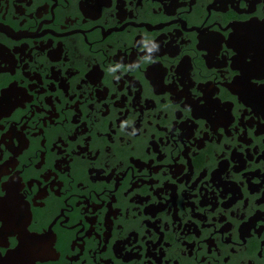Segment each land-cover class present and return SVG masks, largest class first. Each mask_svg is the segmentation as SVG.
<instances>
[{
  "label": "flooded vegetation",
  "instance_id": "af4514ba",
  "mask_svg": "<svg viewBox=\"0 0 264 264\" xmlns=\"http://www.w3.org/2000/svg\"><path fill=\"white\" fill-rule=\"evenodd\" d=\"M3 201L26 264H264V0H0Z\"/></svg>",
  "mask_w": 264,
  "mask_h": 264
},
{
  "label": "water",
  "instance_id": "95a60500",
  "mask_svg": "<svg viewBox=\"0 0 264 264\" xmlns=\"http://www.w3.org/2000/svg\"><path fill=\"white\" fill-rule=\"evenodd\" d=\"M8 202L9 201H3V203L0 202V205H1L0 206V218L1 219L3 218L2 221L4 223L2 231L4 232L8 226H12L13 224L16 225V229H17L16 231L18 232L19 241L21 243V246L15 252L9 253L3 259H0V264H26V262L29 261L28 259H31V257L34 258V257L40 256L42 253V250H44V247L46 248V245L45 244H39V245L31 244V243H36L40 241V239L42 238L40 239L36 237L32 238V237L27 236L24 232H21V231L19 232L18 225H21L20 223L22 222V219H23L22 218L23 213L20 214V210L18 207L16 209L14 205L15 201H12L11 204H9ZM10 220L13 221V223L11 222V225H9ZM2 231L1 233H3ZM39 250L41 251L40 254L38 253Z\"/></svg>",
  "mask_w": 264,
  "mask_h": 264
}]
</instances>
